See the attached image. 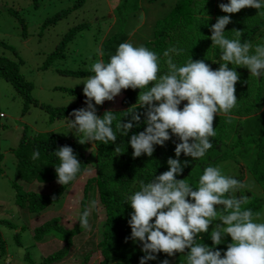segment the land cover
Masks as SVG:
<instances>
[{
	"label": "rangeland",
	"instance_id": "374dc122",
	"mask_svg": "<svg viewBox=\"0 0 264 264\" xmlns=\"http://www.w3.org/2000/svg\"><path fill=\"white\" fill-rule=\"evenodd\" d=\"M83 1L81 6L74 7L76 0H36V2L0 0V60L2 57L20 60L19 73L32 83L30 95L38 102V105L28 103L27 110L23 112L24 100L8 80L0 77V114L3 115L0 117V154H3L4 170V174L0 176V220L8 219L18 226H26L20 235L22 245L18 246L14 237L16 230L0 222V239L13 251V253L8 251L10 260L5 262L0 258V264H30V262L42 264L45 256L61 247L62 241L54 234L44 237L43 241L32 242L31 230L53 215H62L61 224L65 228L70 229L74 226L80 210L83 188L87 180L95 175L94 168L86 170L68 187L60 204H52L37 215L28 214L14 202L11 182L14 179L21 182L23 177L22 174L17 176L18 163L10 149L18 146L22 134L30 139L38 132L43 135L46 131H55L71 139L80 150H85V153L89 148L84 149L88 143L92 147L87 155L89 156L95 147L91 140L92 125L95 128L100 112L123 109L120 104L122 96L129 90L128 86L134 84L141 75L140 68L132 66L133 61L143 59L144 44L150 42L156 33L154 26L170 12L177 0ZM202 1L196 2L200 4ZM207 1L209 2L200 4L194 11L193 26L183 24L184 27L179 26L176 30H170L165 42L156 43L170 44L171 48H177L184 60L190 59L186 56L191 55V49L196 44L195 48L203 51L196 58L195 66L190 70L189 65H186L184 74H181L174 67L169 68L168 63V68H165L166 70L159 76V81L156 80L158 88L149 91V95L153 96L159 90L162 93L163 88L165 90L163 94H168L172 91L171 88L174 89L172 92L175 94L187 88L186 101L190 100V96L198 99L195 105L205 110L203 112L207 115L214 117L217 114L216 112L210 114L208 111L210 107L208 98H210L213 103L217 101V105L223 108L222 117L245 119L246 116H259L264 110V96L252 113L242 116L238 108H242L254 98L251 89L260 87L264 91V69L260 77L251 73L264 63V5H260L264 4V0H226V13L220 9V0ZM205 6H209V10L203 9ZM62 11L66 13L61 19L44 26L48 19ZM203 12L209 13V16L204 15ZM19 18L25 21V37L22 36ZM76 25L81 29L68 41L62 51L63 55L51 57L52 60L49 62V56L55 52L64 35ZM255 25L260 27L258 32L241 46L240 37ZM107 39L110 41L107 42ZM111 41L114 44L109 45ZM105 46L116 47L112 51L115 54L113 58L110 59L112 54L105 55ZM232 46L237 48L227 51V48ZM171 48L165 52L166 58V53L172 52ZM217 53L221 54L224 61L218 60ZM105 57L112 63L110 67H105L107 65ZM217 62L219 64L215 66ZM240 70L242 72H238ZM87 71L95 72V75H85ZM228 74L230 76H226L225 81H220V78ZM190 76L193 77L192 81ZM95 79H97L95 91L81 100L80 97L91 89ZM237 85L241 90H245L242 94L237 92ZM225 86L231 95L226 102V96L220 91V88ZM69 89L74 92H70ZM155 96L159 97V94ZM168 99L153 101L148 107L146 113L148 116L145 114L143 118L144 126L151 125L159 113L173 110V104H179L184 100L181 96H170ZM77 104L80 105L79 113L72 119L68 117L53 123L48 122L49 112L45 107H69ZM233 109L237 110L235 114H231ZM179 112L183 115L188 114L187 111H182V107H179ZM216 121L213 120L214 123ZM222 123L228 125L225 121ZM148 135L149 133L146 137ZM168 142L167 140L166 143ZM169 157H175L174 153ZM242 161L238 157V162L230 158L221 160L216 165L213 164L214 168L209 175L216 181H211L210 187L203 189L198 197L205 212L202 228L206 230L205 234L209 239L219 243L227 237L229 221L227 217L218 214L221 208L235 209L239 207L238 205L246 206L256 198L264 197L263 187L257 184ZM33 164L39 166L35 161ZM149 164L150 155L144 166L150 168ZM50 168L54 169V166L51 165ZM57 184L55 181L46 183L34 179L27 182L25 188L49 192ZM229 186L233 189L228 193L223 192L224 189L229 190ZM171 196L175 199L179 198L177 193L174 195L171 192ZM88 197L90 198L87 200V208L92 210L95 218L85 232L84 239L90 240L89 246L92 247L101 239L105 212L94 191L90 192ZM220 198L223 200L217 202ZM190 212L192 219H196L197 208L192 207ZM193 221L191 220L195 223V220ZM149 231H154V227L150 226ZM163 232L165 238H160L157 243L162 244L165 251L153 249L151 252L158 255L157 263L168 264L170 257L176 255L179 258L178 260L176 258L172 264H188L187 257L193 251L190 238L181 230L177 235L164 229ZM147 233V228L142 227L140 232L134 235L133 241H137L140 235ZM197 236L204 237L201 231ZM263 249L264 206L260 208L259 213L247 217L241 231L225 250V254L231 261L238 263L244 260L243 253L246 250L252 252ZM26 250L31 261L25 257ZM86 250H81L75 243L66 257L53 264H67L68 260L69 263L72 261L78 263ZM183 255H186V261L184 258L180 260ZM101 258L100 253L95 252L85 264H99Z\"/></svg>",
	"mask_w": 264,
	"mask_h": 264
},
{
	"label": "trees",
	"instance_id": "16d2710c",
	"mask_svg": "<svg viewBox=\"0 0 264 264\" xmlns=\"http://www.w3.org/2000/svg\"><path fill=\"white\" fill-rule=\"evenodd\" d=\"M196 1L177 0L170 12L157 21L153 39L144 44L143 59L133 61L132 66L139 67L141 75L134 84L129 85L130 88L128 86L129 90L122 96L120 104L123 109L100 112L95 128L92 125L91 140L95 147L89 156H85V150H80L71 139L55 131H46L43 135L38 132L30 139L22 134L18 146L10 149L18 163L17 176L22 174L23 177L21 182L16 179L11 182L14 202L32 215L42 213L52 204H60L62 196L78 177L86 170L93 168L95 170V175L87 180L83 188L80 210L74 226L70 229L65 228L61 224L62 215H53L31 230L32 242L43 241L44 237L50 234H54L62 241L61 247L45 256L42 264L60 262L75 243L81 250H87L80 257L81 259L77 258L78 263L73 261L69 263L68 260L67 264H85L95 252H99L102 257L99 264H158V255L151 252L153 249L165 251V247L157 243L160 238H165L163 229L170 231L173 235H177L181 230L186 237L190 238L193 251L187 257L188 264H264V249L252 252L246 250L243 253L244 260L238 263L231 261L225 254V250L233 243L247 217L259 213L260 208L264 206V197L247 202L246 206L238 205L239 207L235 209L221 208L218 214L227 217L229 221L227 237L220 243L209 239L205 234L206 230L202 228L205 212L198 200L203 189L210 187L211 181H216L209 175L214 168L213 164L216 165L219 161L230 158L238 162L240 157L246 170L264 189V110L259 113V116H246L245 119L225 118L221 116L224 112L223 108L217 105V101L213 103L208 98L210 102L208 111L210 114L217 113L213 117L205 114L203 112L205 110L195 105L198 99L193 96L186 101L187 88L179 90L178 94L173 93L174 89L171 88L172 91L163 94L165 90L161 87L162 93L159 90L158 93L153 92V96L149 95V91L158 88L156 80L159 81V76L166 70L165 68H168V63L169 68L174 67L179 73L184 74L185 66L189 65V69L192 70L196 64V58L203 51L195 48L196 44H194L191 55L186 56L190 59L184 60L177 48H171L170 44H156L165 42L170 30H176L179 26L184 27L183 24L193 26L192 20L197 6L209 2L203 0L198 4ZM83 2V0H76L74 7L81 6ZM220 3V9L226 13V0H220ZM203 9L209 10V6ZM11 12L14 14L13 11ZM65 13L66 11H62L56 14L48 19L44 26L58 21ZM203 14L209 16V13L203 12ZM19 22H21L22 36L25 37V21L19 18ZM259 28V25H255L245 32L239 39L241 46L249 37L254 36ZM80 29L79 25L70 28L57 45L55 52L49 56V62L52 60L51 57L63 55L64 47ZM109 41L110 39H107V42ZM112 44H114L113 41L109 43V45ZM115 48L105 46V55L112 54L110 59L113 58L115 54L112 51ZM170 48L172 52L166 53V58L165 52ZM236 48L237 46H232L227 48V51ZM217 58L224 61L221 54H218ZM105 59L107 62L105 67H110L112 63L106 57ZM19 63L20 60L2 57L0 77L8 80L22 97L25 102L23 108L25 112L28 103L38 105V102L30 95L32 83L25 80L19 73ZM218 64L217 62L215 66ZM85 75L93 76L95 72L87 71ZM226 76L230 75H224L220 81H225ZM192 78L190 76L191 81ZM169 81L173 82V80ZM96 82L97 79L91 89L80 97L81 100L95 91ZM236 88L241 94L245 91L241 90L239 85ZM225 90L226 86L220 88L226 96V102L231 95ZM69 91L74 92L71 89ZM251 93H254V98L242 108H238L242 116L257 109L263 99L262 88L251 89ZM156 94H159V97H156ZM170 96H181L184 100H181L183 102L179 104H173V110L159 113L151 125L144 126L143 118L148 116L146 113L153 101L160 99L166 101ZM179 107L188 114L180 113ZM45 109L49 112L48 122L53 123L68 117L72 119L79 113L80 105L45 107ZM236 111L233 109L231 114H235ZM2 116L0 114V117ZM205 117L208 119L206 120ZM214 119L217 120L216 123L213 122ZM223 121L228 125L222 123ZM147 133H149L148 137H146ZM167 140L168 143H166ZM86 145L84 149L89 147L88 143ZM149 151L151 153L147 154ZM173 153L175 157H169ZM149 155L150 168H146L144 165ZM2 160L3 154H0V176L4 174ZM34 161L39 166L33 164ZM51 165L54 169L50 168ZM34 179L46 183L55 181L58 184L49 192L27 190L26 183ZM230 189L233 187L229 186V190L227 188L223 192L228 193ZM93 191L104 209L105 219L102 222L101 239L91 247L90 240L85 241L84 237L95 218L92 210L87 208V200L90 198L88 195ZM171 192L174 195L177 193L179 198L175 199L171 196ZM222 200L223 198H220L217 202ZM192 207L197 208L196 219H192L193 216L190 215ZM191 220H195V223ZM0 222L16 230L14 235L16 244L21 246L20 235L26 226H18L8 219H1ZM150 226L154 227V231H149ZM142 227L147 228L148 233L140 235L137 241H133L134 235L139 233ZM199 231L204 237L198 238ZM8 251L13 253L0 239V258L5 262L10 260ZM27 252L26 250L25 257L31 261ZM185 256L180 257V260L184 258L186 261ZM176 258L178 260L179 257L176 256Z\"/></svg>",
	"mask_w": 264,
	"mask_h": 264
},
{
	"label": "water",
	"instance_id": "95a60500",
	"mask_svg": "<svg viewBox=\"0 0 264 264\" xmlns=\"http://www.w3.org/2000/svg\"><path fill=\"white\" fill-rule=\"evenodd\" d=\"M264 69V63H262L257 69L253 70L251 73L252 74H256L257 76L260 77V73L261 71ZM92 147L89 146L88 151L85 153V156L88 155V153L91 151ZM176 257L175 256H171L169 259L168 264H172L175 261Z\"/></svg>",
	"mask_w": 264,
	"mask_h": 264
}]
</instances>
